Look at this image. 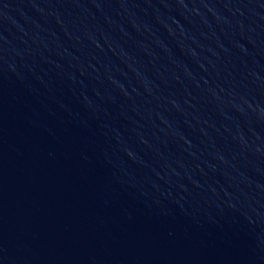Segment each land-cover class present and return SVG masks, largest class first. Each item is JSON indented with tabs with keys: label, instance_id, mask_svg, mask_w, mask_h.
Here are the masks:
<instances>
[{
	"label": "water",
	"instance_id": "obj_1",
	"mask_svg": "<svg viewBox=\"0 0 264 264\" xmlns=\"http://www.w3.org/2000/svg\"><path fill=\"white\" fill-rule=\"evenodd\" d=\"M0 264H264V0H0Z\"/></svg>",
	"mask_w": 264,
	"mask_h": 264
}]
</instances>
